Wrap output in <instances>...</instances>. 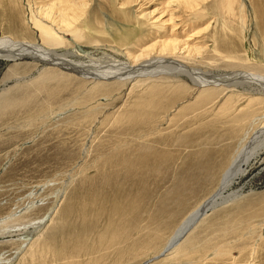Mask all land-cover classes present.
Listing matches in <instances>:
<instances>
[{
	"label": "rangeland",
	"instance_id": "obj_1",
	"mask_svg": "<svg viewBox=\"0 0 264 264\" xmlns=\"http://www.w3.org/2000/svg\"><path fill=\"white\" fill-rule=\"evenodd\" d=\"M178 1L177 4V0H105L103 3L94 0L89 3L93 27L85 28L84 39H109L115 37L114 30L118 28L126 43L124 48L136 54L161 37L166 39L174 34L184 41L190 38L191 44H206L205 59L199 56L196 60L199 61L197 68L209 74L239 70L236 62L247 56L254 63H264L261 59L264 57V0H201L211 7L204 20L190 17L191 6L186 4L200 0ZM42 2L0 0V35L10 36L15 16L29 18L30 8L35 9ZM123 4L127 5L126 9L120 14L114 13ZM102 5H105L104 14H101ZM172 15V22L161 25L162 20ZM121 17L126 18L123 21L128 20L126 26L121 23ZM111 31L114 34L110 35ZM34 33L29 36L36 37ZM75 44L70 40L69 48L62 50L80 49L82 57L73 56V59L79 66L85 65L78 67L81 71L94 66L83 61L105 64L124 60L107 47ZM156 52L160 56L157 49ZM176 54L188 55L185 50ZM173 64L162 65L158 73L169 66L173 75H179L178 65H182ZM49 68L30 60L0 61V224L5 221L0 225V242L15 240L0 246V264L14 257L25 236L29 244L23 255L44 244L42 255L28 264H144L156 258L182 220L216 191L222 175L247 138L264 125V111L260 105L247 106L249 96L238 104L231 93L215 99L213 104L199 106L201 91L195 90L190 79L184 76L170 77L174 81L170 84L182 89L175 93L176 88L168 89L166 92L170 93L163 94V99L170 95L172 100L164 107L151 117L133 119L130 114L138 103L156 101L144 97L149 93V84L131 90L130 85L101 81V88L94 90V81L72 76L58 88L54 82H41ZM260 71L264 76V69ZM231 97L234 100H228ZM254 111L258 117L244 120L245 114ZM118 143L122 145L117 147L122 153L114 152ZM104 166L110 173L105 198H101L93 193L99 170ZM124 168L132 171L133 176L120 185L115 182L113 171ZM235 191L242 194L235 201L238 206L230 204L210 214L179 246H189L191 250L167 255L151 264H221L222 261L230 264L233 259L225 252L237 246V238L243 234L247 241L254 228L259 231L262 207L255 203L264 198V162L254 165L226 193ZM92 197L101 203L90 204ZM250 198L259 201L252 199L254 206L249 205L253 204ZM243 200L253 209L247 205L245 208ZM247 200L250 202L245 203ZM102 202L106 206L99 211L103 208ZM53 209V216H49ZM50 217L53 224H49ZM45 218L48 224L41 231ZM51 230L55 236H46L47 239L37 243L38 236L48 235ZM158 230H162L163 236L152 241L150 234ZM21 260L22 256L15 264H22Z\"/></svg>",
	"mask_w": 264,
	"mask_h": 264
},
{
	"label": "bare ground",
	"instance_id": "obj_2",
	"mask_svg": "<svg viewBox=\"0 0 264 264\" xmlns=\"http://www.w3.org/2000/svg\"><path fill=\"white\" fill-rule=\"evenodd\" d=\"M92 1H94V0H44V2H42L35 9H32L33 7L30 8L29 18L23 17V19H22L21 14H20V17L15 16L16 19H15L14 24H13L14 28L10 29V36H4V35L1 36L0 35V61L18 62V61H22V60H30L33 63L43 64V66L46 68L50 67L49 71L45 75L42 76L41 82H42V84H44V83H50L51 84V82H54L57 84L56 86L58 88H59V85H63L62 84L63 82L70 80V78L72 76H74V77L78 76V77L85 79V80L94 81L93 82L94 83V87H93L94 90H96V89L98 90L99 88H101L99 86V85H101V84H99V83H101V81L103 83L113 81L112 83H121V84H123V86L124 85L125 86L130 85V86H132L131 90H135V89L141 88V87L149 84V93H147L144 97L149 96L150 98H152L153 100H156V101L153 102L152 100H149V102L147 104H143V103H146V100H143L141 104L138 103L136 105L135 111H132V113L130 114V116H132L133 119L136 117V118H140L143 120L145 117L146 118L151 117L152 115H154L155 111H158L159 108L164 107L163 106L164 104H166L167 102L172 100L170 95H167L168 97L165 96L164 99H163L162 95L166 94V93H170L169 91L166 92L168 89L170 91H172L173 88H176L174 93L176 91H179L180 89H182V88H180V86H173L170 84V83L174 84V81H172L170 77H176V78L181 79L182 76L190 79L189 80L190 84L195 87L194 88L195 90L201 91L200 95L198 96V102H197L199 106L209 105L215 99L217 100L219 98H222V96H226V95H229L232 93L234 95L233 98H235V102H238V104H239V101H243L247 96H249V100L246 101V102H248L247 106L255 107V106L260 105V108H262V110L264 111V76L261 75V71H260V69H264V63H260V64L254 63L251 60L252 57L247 56L245 59L239 58V59H241V61H239V62L235 61L237 63L236 66L238 67L239 70L234 69L231 73H228V72H223V73L215 72L214 73V72L209 71V72L213 73V74H209V73L203 72V69H201L200 67H199V69L197 68V66H198L197 63L199 61L196 60V57H199V56H202L205 59L204 49L206 47L204 48V46L206 44H203V45L201 44L200 46L191 44L192 42L191 43L189 42L190 38H187L184 41V40L180 39V37H176L174 34L172 36H170L169 38H166V39H161L162 38L161 37L160 40H155L152 45L148 46L145 49L143 48V50L141 49V51L139 53H136V54H132L130 51L127 50V48L126 49L124 48L126 43L124 41H122V39H123L122 33H121L122 30L119 31L118 28H116L114 30V32L116 34L115 37L117 36V39H115L114 36L109 38V39H105V37H104L101 40L97 39L95 37L91 38V39H84V37H86V35H87V31L85 30V28L90 29L93 27L92 22L89 20L90 11L92 10L91 9L92 7L89 6V3ZM104 1L105 0H101L102 3ZM178 3H179V1L177 0V4ZM180 3H182V2H180ZM184 3H185V1H184ZM186 4L191 6L189 9L191 11L190 17H193L195 19H200V20H204L206 18V15H207L206 12L209 9H211V7H209V6L207 7L205 5V1L203 4V1H201V0H200V2L186 3ZM126 6H125V4H123L118 9V11H114V13L120 14V12L122 10L126 9L125 8ZM102 7L103 8L101 10V14H104L102 12H105L104 11L105 5L104 6L102 5ZM186 9H188V8H186ZM143 16L145 17V15H143ZM142 17H141V19H143ZM123 19H126V18L121 17L120 18V20H122L121 23L123 22L124 25L126 26L128 23V20L126 22V21H123ZM150 21H151V19H150ZM172 21H173V15L170 16V18L168 20H165V21L162 20L161 25L164 26L166 23L169 24ZM191 27H189V28H191ZM33 30L35 31L34 34L36 35V37H32V36L30 37L29 36V34L34 32ZM106 32L107 31H105V33ZM114 32L111 31L110 35L114 34ZM260 33L262 34V30ZM195 35L197 36L198 34L196 33ZM128 37L129 36H127V38ZM31 39L32 40L35 39V40L32 41ZM191 39H193V38L191 37ZM70 40H72L76 44L84 43V44H87L90 46H94V48H101V47L103 48L104 47L106 49V47H107L108 50L110 52H112L113 54H116V55L119 54V55L123 56L124 60L115 59L112 62L105 63V64L100 63V62L93 64L91 62L83 61L84 63L94 65V66H91L86 71L78 70V67H80V68L85 67V65L79 66V64L73 59V56H76V57L79 56V54L81 52L80 49L79 50H72V51L62 50L63 48H69L68 41H70ZM196 43L200 44V42H196ZM215 43L218 45V47H216L218 50V48H219L218 40ZM72 48H74V47H72ZM216 48H214V49L216 50ZM75 49H77V48H75ZM156 49L159 52V54H157V55H160V56L155 55L157 53ZM82 50H83V48H82ZM182 50H185L188 55L187 56L186 55L178 56V54H176L177 51H182ZM215 50H213V51L215 52ZM154 52H156V53H154ZM152 53H154L153 55H155V57L152 55ZM218 53L220 54V52H218ZM214 54H217V53H214ZM238 55L239 54H237V56ZM239 56H241V55H239ZM263 56H264V52H263ZM79 57L81 58L82 55ZM211 58H213V57H211ZM218 58H220V57H218ZM225 58L227 59L228 57H225ZM229 58L231 59V57H229ZM233 58L235 60L237 59L235 57H233ZM144 59H146V60L151 59V60H149L148 62L140 63ZM239 59H237V60H239ZM261 59H263L262 61L264 62V57ZM253 60H254V58H253ZM131 61H133V63ZM249 61H252V63H249ZM169 62H173L174 63L173 65H178V62H179L182 65V66L178 65L179 66V68H178L179 75H176V74L173 75L172 74L173 72L170 70L169 66H166L164 68L163 73H158V69L162 68L163 67L162 65L169 63ZM201 65L205 66L203 63H201ZM14 66H15V64H14ZM151 66H152V68H150ZM190 66L193 68H190ZM208 67H210V66H208ZM228 67H230V66H228ZM14 69H15V67H14ZM191 71H194L196 73V75H193V73ZM156 72L158 74H155ZM148 73H151V74H148ZM152 73H154V74H152ZM15 78L16 77H14V79ZM38 79H39V77H38ZM71 81H72V79H71ZM152 83L153 84L154 83H160V85H152ZM176 83H178V82H176ZM20 84H22V83H20ZM164 85H167V86H164ZM69 86H71V84ZM73 91H74V89H73ZM2 93L4 94V92H2ZM0 95H2V94H0ZM255 95H259L258 98H254ZM160 96H161V98H160ZM231 99H232V97L228 98V100H231ZM228 100H227V102H228ZM232 100H234V99H232ZM4 101H6V99ZM2 103H3V101H2ZM232 104L230 106H232ZM6 105H3V107ZM152 107L155 109L154 111L147 110L148 108H152ZM5 108L6 107H4L3 109H5ZM257 115H259V114L255 111L252 113L250 112L248 114H245L244 120L247 121V120L251 119V117H254V116L256 117ZM238 120H241L240 116H239ZM141 129H142V127H141ZM24 131H25V129H24ZM237 132L240 134V131H237ZM223 136H225V135H223ZM235 137L238 138V136H235ZM121 146L118 143V145H116L114 148V152L122 153L120 148H117V147H121ZM263 157H264V125L260 126L256 131H254L247 138V141L245 142V144L239 148L235 157L232 159L229 167L227 168L225 173L222 175L219 187L216 189V191L212 195H210L207 199H205L203 202H201L196 208H194L182 220V222L173 231V233L169 236V238L165 242L163 250L160 253V255L163 253L165 255L162 257H160V255H158L157 256V257H159L158 259H161L163 257H168L167 255H173L174 253L180 254V252H182L183 250L184 251L185 250H191V248H189V246H186V247H179V246L186 240L187 237H189V235L210 214H212L213 212H215L216 210H218L220 208L227 207L230 204H233L232 207L234 206L235 201L237 199H239L240 197H242V194H239L237 191L227 194L226 191L228 189H230L233 185L238 183V181H240V179H242V177H244L248 173H250V170L254 165L262 164L264 162ZM109 173H110V171H109V169L106 168V166H104L103 169L99 170L98 177L95 180L96 181L95 186L97 183H98V185L94 188L93 194L99 195V196H101V198L102 197L105 198L104 193H106V190L108 189L107 177L109 176ZM113 174L115 177V182H118L120 185H122L131 176H133V172L130 171L128 168H124L123 170H118V171H116V169H115L113 171ZM103 178L104 179L106 178V180H103ZM100 185H102L101 188H100ZM113 185H115V184H112V186ZM102 189H104V190H102ZM100 191H101V193H100ZM261 198H263V197H261ZM245 199H247V198H245ZM252 199L255 200V198H252ZM252 199H251V201H253ZM125 200L130 201L131 199L126 198ZM256 200L259 201L258 199H256ZM262 201H264V198L262 199ZM262 201L260 203H255L254 201H253V204L249 203V205H253V206H254V203L257 206H259V204H260V206L262 207V209L260 211L258 210L259 212H262V213H260L261 216L256 214V216L257 215L260 216V218H258V220L261 221L260 223H258V225L260 227L259 231H258V229H257V231H255L256 228H254L255 230L253 229L252 232H250L248 234L247 241L244 239L243 234L239 238H237V240L235 238V240L237 242V246H235L236 245L235 244L233 247L230 248V251H228L227 253L225 252V255H228V257H231L233 259L230 264H264V231H263L264 230V202H262ZM238 202H239V200H238ZM247 202H250V201L247 200L245 203H247ZM38 203H41V202H38ZM89 203L97 206L99 203H101V201H98L97 198L92 197L89 200ZM243 205L245 206V208L247 206H249V205L246 206L244 204V200H243ZM102 206H103V208L100 209L99 211L104 209V206H106V203H103ZM112 206H113V204H112ZM229 207H231V206H229ZM251 208L249 206V209H251ZM109 210H111V209H109ZM255 210L257 212V209H255ZM253 212L254 211H252L251 213H253ZM232 213H234V212H232ZM247 213H249L248 210H247ZM53 214H54V209H53V211L51 210L48 215L53 216ZM93 215H95V214L93 213ZM254 215H255V212H254ZM50 219H51V222L49 221L50 222L49 224H53V219L51 217H50ZM252 219L254 220V218H252ZM8 220H10V219H7L6 221H8ZM42 220H43L42 226H44V227L41 226V228L39 230H41L42 228H45L46 225L48 224L47 218L42 219ZM81 223H82V221H81ZM1 224L4 225L5 221H2ZM57 224L58 223H56L55 225H57ZM66 228H67L68 233H70L69 227H66ZM63 229H64V227H62V230ZM90 229H91V227H90ZM107 229H105V230H107ZM111 229L112 228H110V230ZM77 230H79V229H77ZM160 231H162V230H158L156 232V234L155 233L150 234L152 241H154V237L160 239V237L163 236L160 233ZM243 231L244 230H242L241 232H243ZM51 232H52V230L50 231V233H48V235L41 234L40 236H38L36 238L37 243H38V241H41V240L43 241V240L47 239L46 236L47 237H49L50 235L55 236V233L51 234ZM72 232H74V231H72ZM76 232H80V230L76 231ZM118 233H116L114 235L116 237H119ZM25 239H26V236L23 239V241L21 242L22 245L18 249L19 251H17V253L14 255V257L11 258V260L6 259V261H5V262H7L6 264H15L16 261L21 256H22V260H21L22 264H28L30 262L29 260L33 261L36 257L38 258L39 255H42L40 253H43V250H44V248H42V246L44 245L43 242L37 245V249L34 252L31 251V252H29V254L23 255V253H24L23 251L27 249V246L29 244L28 240H25ZM12 241H15V240H12ZM12 241H7V242L1 241L0 246H2L3 243H5L4 245H6V244L8 245ZM246 242L248 243V245L250 243H252V244L249 246H246ZM12 243H14V242H12ZM55 243L60 245L57 241ZM177 247H179V248H177ZM3 254L4 253H2L1 256H3ZM158 259L154 258L152 262H154ZM151 263H149V264H151ZM221 264H228V263H225V261H222Z\"/></svg>",
	"mask_w": 264,
	"mask_h": 264
},
{
	"label": "water",
	"instance_id": "obj_3",
	"mask_svg": "<svg viewBox=\"0 0 264 264\" xmlns=\"http://www.w3.org/2000/svg\"><path fill=\"white\" fill-rule=\"evenodd\" d=\"M165 254L163 253V254H161L160 255V257H162V256H164ZM159 257H157V258H155V259H158ZM153 261V259L152 260H149L148 262H146V263H144V264H149V263H151Z\"/></svg>",
	"mask_w": 264,
	"mask_h": 264
}]
</instances>
